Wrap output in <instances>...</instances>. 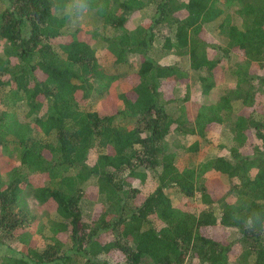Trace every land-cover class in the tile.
I'll list each match as a JSON object with an SVG mask.
<instances>
[{
    "label": "trees",
    "instance_id": "obj_1",
    "mask_svg": "<svg viewBox=\"0 0 264 264\" xmlns=\"http://www.w3.org/2000/svg\"><path fill=\"white\" fill-rule=\"evenodd\" d=\"M65 3L0 0V155L17 159L0 170V245L18 254L0 264H264V221L248 231L235 219L264 213V0H89L86 17L110 35L71 29ZM210 131L228 155L180 166L179 149L199 150L180 137ZM149 172L145 194L134 183ZM27 197L57 218L39 222Z\"/></svg>",
    "mask_w": 264,
    "mask_h": 264
},
{
    "label": "rangeland",
    "instance_id": "obj_2",
    "mask_svg": "<svg viewBox=\"0 0 264 264\" xmlns=\"http://www.w3.org/2000/svg\"><path fill=\"white\" fill-rule=\"evenodd\" d=\"M151 14H152V10L150 9L149 6L143 8L142 10H138V11L134 12L131 15V17L129 18L128 26L130 28L137 26L138 24L142 23L147 17H150ZM76 27H84V28L86 27L88 29H96V31L103 33V34H109V35L112 34L111 28L103 26V24L101 22H98V21L95 22L93 20V18L90 16L85 17L82 20V23L80 22L75 27L70 25L71 29H74ZM212 35H213V37H215V34H212ZM98 55H99V59H100V62L102 63V65L109 72H113V67L111 64L112 58L107 54V52L105 50L101 49V51L98 53ZM135 58L136 57H134V59L133 58L131 59L134 63L136 62L138 57L136 60H135ZM235 59H236L235 57H232L229 60V63L234 62ZM178 60H181L182 63L186 64L185 59H180L179 57L174 56V55H166V56H162L161 58H159V61L161 63H166V64L173 63V62L178 61ZM231 83L232 82L229 80V78H227V80L221 82L218 86L213 88L212 91L207 96H204V97H206V100L208 102L216 101L218 99V96ZM128 88H129L128 82L121 81L119 84L116 85L115 89H116V91L124 92V91L128 90ZM189 94H190L189 99L191 101L194 100L197 102V101H202V99H203L199 85L197 83H195L194 81H191ZM115 102H116V104H118L120 101L116 100L115 98L112 99L111 101L106 99L100 103V109L104 112L105 111H111L114 109L113 103H115ZM23 114H24V111L22 110L20 112L21 119L24 118ZM224 134L225 133H217V132L210 131L207 133L206 137L202 138V139L196 135H187L184 138L180 137V143L181 144L189 145L194 141H198L199 142V150L194 154H190V153H185L182 149H179L180 156L177 158L178 164L180 166H183L188 160H193V162L196 164L199 161H201L204 157H207V156L228 155V147L221 146V144L227 143V138L225 137ZM94 158H95V155L91 154L89 161L93 162ZM15 162H17L15 154L6 153L4 155L3 154L0 155V170L7 168V166L9 164L15 163ZM206 175L210 179H216V181L220 180L221 182L222 181L227 182L225 177L222 176L221 174H219L218 172H208V173H206ZM155 182H156V179L153 177L152 173L149 172L148 176L146 177V179L143 183L135 182L134 184L136 187H139L143 193L147 194L155 188ZM166 191L172 197V201H173L174 205L182 204L181 194L174 193L172 188H167ZM26 202L28 204L30 211L37 217L39 222L46 224L50 219L57 218V215L55 213L46 212L44 207L42 205H40L32 197H27ZM189 204H191V202ZM192 205L193 206H191V210L198 213L200 210V207H201L200 200L198 198H195L192 202ZM89 212L87 213V215L89 214ZM45 233L50 234L47 231ZM37 238L39 240L41 239L40 236H37ZM6 254L13 255V254H17V253L14 252V249L13 250L10 249L5 244L0 245V258ZM231 264H238V263H236L233 260Z\"/></svg>",
    "mask_w": 264,
    "mask_h": 264
},
{
    "label": "clouds",
    "instance_id": "obj_3",
    "mask_svg": "<svg viewBox=\"0 0 264 264\" xmlns=\"http://www.w3.org/2000/svg\"><path fill=\"white\" fill-rule=\"evenodd\" d=\"M89 0H66L65 15L69 23L75 27L78 25L89 13ZM235 219L240 220L243 227L248 231H256L262 228V221H264V213H256L255 216L240 217Z\"/></svg>",
    "mask_w": 264,
    "mask_h": 264
}]
</instances>
